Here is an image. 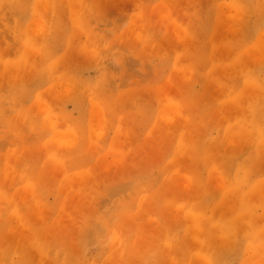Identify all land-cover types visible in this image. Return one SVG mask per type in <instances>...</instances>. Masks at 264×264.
I'll list each match as a JSON object with an SVG mask.
<instances>
[{
	"label": "rangeland",
	"instance_id": "obj_1",
	"mask_svg": "<svg viewBox=\"0 0 264 264\" xmlns=\"http://www.w3.org/2000/svg\"><path fill=\"white\" fill-rule=\"evenodd\" d=\"M0 264H264V0H0Z\"/></svg>",
	"mask_w": 264,
	"mask_h": 264
}]
</instances>
